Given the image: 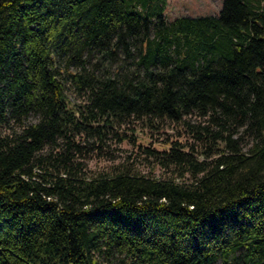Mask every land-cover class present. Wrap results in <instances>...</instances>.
I'll use <instances>...</instances> for the list:
<instances>
[{
  "label": "trees",
  "instance_id": "obj_1",
  "mask_svg": "<svg viewBox=\"0 0 264 264\" xmlns=\"http://www.w3.org/2000/svg\"><path fill=\"white\" fill-rule=\"evenodd\" d=\"M165 4L0 0V264H264V0Z\"/></svg>",
  "mask_w": 264,
  "mask_h": 264
},
{
  "label": "rangeland",
  "instance_id": "obj_2",
  "mask_svg": "<svg viewBox=\"0 0 264 264\" xmlns=\"http://www.w3.org/2000/svg\"><path fill=\"white\" fill-rule=\"evenodd\" d=\"M222 5V0H166L165 8L163 11V16L166 21L170 22L175 18L181 16L187 17H200L205 15H216L220 10ZM67 98L72 104L80 103V98L74 92L72 88L66 90ZM123 128V126H122ZM137 137L139 142L143 144H151L156 147L162 148L164 143L170 138V131H151L149 132L146 128L142 127V125L135 123L128 126V128L121 129L125 133L130 134L133 132ZM166 140V141H165ZM118 149L116 145H111L109 148L110 152L114 156V162H118L123 160L124 157L133 149L131 145L127 143H123L118 145ZM120 148V149H119ZM87 165L88 172H96L102 169H105L112 162L104 159L97 158H89L85 160ZM138 165V164H137ZM139 170L142 174L147 175L150 172L151 166L149 165H138ZM153 174L155 176H160L161 172L159 169H154Z\"/></svg>",
  "mask_w": 264,
  "mask_h": 264
}]
</instances>
